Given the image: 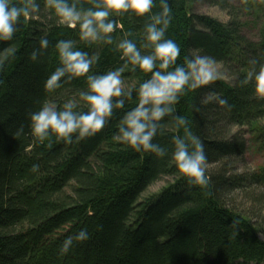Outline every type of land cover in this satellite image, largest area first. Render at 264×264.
<instances>
[{"label":"trees","instance_id":"trees-1","mask_svg":"<svg viewBox=\"0 0 264 264\" xmlns=\"http://www.w3.org/2000/svg\"><path fill=\"white\" fill-rule=\"evenodd\" d=\"M199 1L226 12L228 21L193 13ZM97 2L69 0L78 9ZM37 3L39 13L21 16L13 39L0 40V264H264V166L250 170L244 161L248 139L264 150V97L253 82L242 83L264 64V0H168L165 35L181 48L176 63L209 55L229 75L186 88L173 105L204 144L206 185L190 183L177 169L171 141L186 133L171 116L154 138L167 149L164 157L113 140L123 114L136 106V89L150 77L126 65L117 45L127 38L143 54L151 51L144 39L147 17L110 16L122 25L111 33L112 43L89 42L80 39L79 26L60 24L46 0ZM158 11L160 0H154ZM247 24L257 30L255 40L247 37ZM41 37L49 40L45 50ZM61 39L95 58L91 73L123 66L125 93L133 94L100 132L80 140L74 135L70 144L55 134L41 141L29 128V114L45 102L60 107L72 100L87 111L79 98L85 77H65L60 88L45 90L59 66L55 44ZM21 125L24 133L16 136ZM34 164L38 172L31 171ZM166 177L173 182L144 197ZM83 228L89 239L63 252L66 237Z\"/></svg>","mask_w":264,"mask_h":264},{"label":"clouds","instance_id":"clouds-1","mask_svg":"<svg viewBox=\"0 0 264 264\" xmlns=\"http://www.w3.org/2000/svg\"><path fill=\"white\" fill-rule=\"evenodd\" d=\"M59 19V23L70 28L79 26L80 39L95 42L103 39L111 44L113 33L118 25L113 15L132 13L137 17H147L150 21L144 25V39L151 51L143 54L137 44L124 38L117 45L121 58L126 65H133V70L150 74V77L136 89V106L126 111L119 122L113 140L126 144L137 152L144 151L157 157L167 155V149L154 142L162 134L165 117L171 116L178 129L183 128L184 136L172 137V159L181 174L190 183L206 185V162L204 144L200 138L187 128L184 116L174 112L173 105L179 102V96L185 89L195 90L207 86L219 79L218 61L209 55L195 53L187 56L184 63L177 64L181 48L172 39L166 38V31L171 21V8L168 0H160V11L153 12L154 0H98L93 7L78 9L69 0H46ZM37 0H27L19 6L12 0H0V40H12L17 31L20 17L25 18L39 13ZM103 34V35H101ZM49 40L41 37L39 49L45 50ZM55 49L59 56V66L46 79L45 90L51 91L61 87L62 78L67 80L85 77L87 89L80 91L87 111L78 110L75 101L68 100L62 106L45 102L38 111L29 114L31 134L43 141L50 134L72 143L73 137L80 140L100 132L109 122L114 109H123L126 101L133 99L132 92L125 93L122 75L124 67L109 70L103 74L91 73L95 62L86 51L74 47L72 40H58ZM38 51L34 50L31 59L35 61ZM254 83L255 93L264 97V64L258 71H249L242 83ZM219 104L230 108L225 98H219ZM24 133L23 125L16 136ZM31 171L38 172L39 165L34 164ZM89 239L86 228L75 235H69L63 241L61 250L67 252L73 241L84 242Z\"/></svg>","mask_w":264,"mask_h":264},{"label":"rangeland","instance_id":"rangeland-1","mask_svg":"<svg viewBox=\"0 0 264 264\" xmlns=\"http://www.w3.org/2000/svg\"><path fill=\"white\" fill-rule=\"evenodd\" d=\"M193 13H196L198 15H207L212 18H215L221 22H227L228 21V16L226 12L222 11L220 8L215 7V6H209L203 2H196L193 6ZM245 33L247 37L251 40H255L257 30L255 27L251 24H247ZM217 71L219 74V78L229 80V75L227 71L224 69V67L221 64H217ZM249 138V137H247ZM249 144H248V150L247 153L244 156V161L247 164L248 168L250 170L256 169L257 167L264 166V150L259 149L257 147V143L253 139H248ZM173 179L170 177H166L160 182L156 183L152 187L148 189V191L145 193L144 197H148L150 195H154L159 193L164 187H166L168 184L172 183ZM262 238V237H261Z\"/></svg>","mask_w":264,"mask_h":264}]
</instances>
